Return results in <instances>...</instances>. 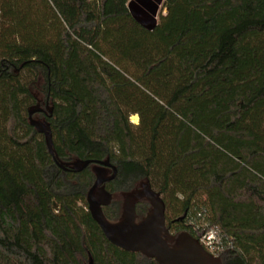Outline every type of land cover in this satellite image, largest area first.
<instances>
[{
    "label": "trees",
    "instance_id": "16d2710c",
    "mask_svg": "<svg viewBox=\"0 0 264 264\" xmlns=\"http://www.w3.org/2000/svg\"><path fill=\"white\" fill-rule=\"evenodd\" d=\"M86 160L216 233L223 264H264V0H0V264H156L94 222L91 167L58 166Z\"/></svg>",
    "mask_w": 264,
    "mask_h": 264
},
{
    "label": "water",
    "instance_id": "95a60500",
    "mask_svg": "<svg viewBox=\"0 0 264 264\" xmlns=\"http://www.w3.org/2000/svg\"><path fill=\"white\" fill-rule=\"evenodd\" d=\"M38 110L29 112L30 124L45 137L47 149L54 158L51 130L47 122L33 119ZM51 113V110L48 108ZM64 170L80 173L91 167L94 183L86 197L88 212L99 226L107 241L125 252L138 254L156 264H223L221 257L207 252L199 242L202 233L192 236L181 233L177 237L169 234L165 226L166 206L161 195L154 191L149 183H141L130 193H123L122 212L115 222L110 221L103 209L109 207L113 195L105 185L113 181L118 173L117 167L110 161H75L70 165L58 164ZM108 169L111 175L108 176ZM147 203L149 210L140 220L136 215V205Z\"/></svg>",
    "mask_w": 264,
    "mask_h": 264
},
{
    "label": "built area",
    "instance_id": "2783aa9c",
    "mask_svg": "<svg viewBox=\"0 0 264 264\" xmlns=\"http://www.w3.org/2000/svg\"><path fill=\"white\" fill-rule=\"evenodd\" d=\"M201 233L202 237L199 239V242L202 247L215 257H221L225 251V247L216 233L213 231Z\"/></svg>",
    "mask_w": 264,
    "mask_h": 264
},
{
    "label": "flooded vegetation",
    "instance_id": "af4514ba",
    "mask_svg": "<svg viewBox=\"0 0 264 264\" xmlns=\"http://www.w3.org/2000/svg\"><path fill=\"white\" fill-rule=\"evenodd\" d=\"M109 175H111V171H110V169H108V176ZM95 180V179H94ZM115 180V179H114ZM113 180V181H114ZM112 182V181H111ZM111 182H109V183H111ZM109 183H107L106 185H105V187H107V185L109 184ZM106 190H107V188H106ZM108 191V190H107ZM109 192V191H108ZM112 194V193H111ZM113 195V200H114V198H115V196H114V194H112ZM113 202V201H112ZM122 204V203H121ZM111 205H112V203H111ZM110 205V206H111ZM146 205H147V209L143 212V213H141L142 212V206H143V204H138V205H136V208H135V210H136V215H137V218H138V220H140L143 216H145V214L148 212V210H149V205L146 203ZM109 206V207H110ZM106 208H108V207H106ZM106 208H104V209H106ZM104 209H103V211H104ZM141 211V212H140ZM121 212H122V206H121ZM120 216H121V214H120ZM119 219V218H118ZM117 219V220H118ZM116 220V221H117ZM183 221V219H177V220H175V221H171L170 223L168 222V220H167V218H166V211H165V226H166V228L168 229V231H169V234L171 235V236H173V237H177L178 235H180L181 233H184V232H186V233H189V234H191L192 236H196V235H193L189 230H183V231H179V232H177V231H175L174 230V228H173V224H175V223H180V222H182ZM113 222H115V221H113Z\"/></svg>",
    "mask_w": 264,
    "mask_h": 264
},
{
    "label": "rangeland",
    "instance_id": "374dc122",
    "mask_svg": "<svg viewBox=\"0 0 264 264\" xmlns=\"http://www.w3.org/2000/svg\"><path fill=\"white\" fill-rule=\"evenodd\" d=\"M164 5H162V7H161V13H163V14H165L166 13V11H165V9H164V7H163ZM138 117V116H137ZM38 121H43L42 119H40V118H36ZM139 124V117H138V122H137V124H134V125H138ZM139 186H140V184L139 185H137L134 189H132V190H135V189H137V188H139ZM131 191H128V192H126V193H130ZM121 195L122 194H119V195H114L115 196V198H117L118 200H120L121 201V203H122V200H123V198H121Z\"/></svg>",
    "mask_w": 264,
    "mask_h": 264
},
{
    "label": "bare ground",
    "instance_id": "6f19581e",
    "mask_svg": "<svg viewBox=\"0 0 264 264\" xmlns=\"http://www.w3.org/2000/svg\"><path fill=\"white\" fill-rule=\"evenodd\" d=\"M131 122L134 123V124H137V122H138V117H137V116H133V117L131 118Z\"/></svg>",
    "mask_w": 264,
    "mask_h": 264
}]
</instances>
